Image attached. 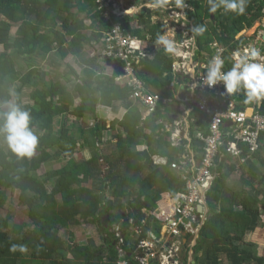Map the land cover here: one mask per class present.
<instances>
[{"label":"trees","instance_id":"obj_1","mask_svg":"<svg viewBox=\"0 0 264 264\" xmlns=\"http://www.w3.org/2000/svg\"><path fill=\"white\" fill-rule=\"evenodd\" d=\"M183 2L192 7L189 16L193 28H205L203 34L194 33L197 55L208 62L212 54L210 44L216 41L227 48L225 59L229 67L232 66L229 52L246 43L235 41L236 33L264 18V0H246L242 15L225 13L221 0ZM214 4L217 9L212 12ZM143 11L136 24L134 18L124 16L122 28L127 34L147 39L154 45L163 28L159 22L153 24L150 20L157 12L146 8ZM103 12L95 0H0L3 18L0 20V106L10 101V92L16 91L15 103L29 113V127L38 138L31 157H19L0 144V209L8 202L6 192L18 191V202L27 210L30 224L9 227L10 214L0 218V264H114L117 239L109 230L113 226L120 229L129 253L136 231L144 236L156 230L154 219L147 213L158 208L156 203L161 195L185 192V182L171 169L172 164L183 159L184 149L172 148L169 153L167 148H157L153 133L160 126L156 129L152 126L155 119L151 115L159 116L158 107L142 120L138 109L128 102L129 91L116 88L120 64L116 63L114 71L107 76L94 59L81 57L78 61L83 65L82 74L67 66L58 83L49 78L44 80L46 75L39 71L37 58L43 61L50 54L60 61L68 55L78 58L83 49L92 47L91 43L100 42L110 29ZM85 23L91 25L87 33ZM14 25L17 28L12 34ZM164 51L160 49L153 60H141L138 77L146 89L152 85L162 90L166 98H172L174 93L167 90L173 77L172 61L165 58ZM20 58L26 64L25 72L16 69L15 62ZM165 60L168 64L163 66ZM73 82L79 84L71 87ZM26 88H32V92L30 102L24 104L20 94ZM239 99L242 101L243 97ZM116 102L127 108L126 116L106 128L104 121H98L96 110L98 106L111 107ZM258 111L264 114V99ZM70 117L75 121L68 127ZM90 118L94 123L80 126ZM56 120H61L58 129L54 128ZM202 126H206L207 134L208 124ZM78 127L80 131L76 133ZM116 127L119 134L115 133ZM145 129H150L151 134H143ZM106 131L112 133L114 146L101 153L97 145L103 143ZM139 138L148 144L144 151L136 148ZM2 141L5 143L3 138ZM258 143L257 152L248 154L245 150L244 161L225 153L219 159L222 149L215 158L212 169L215 178L205 195L208 212L192 249L194 264H264L261 247L248 240L256 229L263 227L264 134ZM78 149L95 153L77 163L73 157ZM153 155L166 157L167 166H155ZM60 158L65 160L60 169L38 178L40 167ZM234 174L239 175L238 181L231 180ZM105 184L109 186L107 196ZM103 218H108L107 224ZM83 224L96 228L101 236L100 244L92 239L85 244L75 241L74 233L68 228ZM12 245H24L27 251H12ZM183 261L187 264L186 259Z\"/></svg>","mask_w":264,"mask_h":264},{"label":"built area","instance_id":"obj_2","mask_svg":"<svg viewBox=\"0 0 264 264\" xmlns=\"http://www.w3.org/2000/svg\"><path fill=\"white\" fill-rule=\"evenodd\" d=\"M95 4L99 9L104 10L103 16L110 22V29L104 33L100 42L93 44L90 55L99 62L111 58L112 65L120 64L121 74L115 78V82L129 88L131 97L140 101L149 113L155 111L159 102L172 101L173 98L161 99L155 94L148 93L138 77L139 64L148 57V49L144 40L127 34L122 28V18L127 16L129 9L121 0H95ZM165 10L168 19L176 26L174 32L180 37L179 43L174 41L176 51L170 54L176 61L186 62L195 51L192 20L189 16L191 6L184 3V7H176L174 2L169 3ZM112 16H115V19H112ZM259 23L264 28V18ZM262 28L260 30L258 26L256 31L260 41ZM243 37L247 39L242 31L235 37V41ZM210 49L211 57L220 55L225 60V71L231 68L225 59L228 52L226 47L213 41ZM252 51H257L259 53L257 60L264 62V52L259 46L245 44L229 52L230 62L234 63L236 53L250 56ZM177 67V63H174L172 70L175 71ZM206 72L207 64L203 66L202 73L198 74L194 84L191 85L189 94L179 99L181 105L196 108L208 122V133L201 137L204 148L199 168L191 179L185 178L187 180L185 192H177L169 199L171 205L168 209L158 206L157 209L147 213L155 220L153 222L156 224V230L148 231L144 236H140V232L136 231L131 239L133 249L130 250V254L127 255L124 236L120 229L117 226L114 228L117 239L116 251L119 255L115 264H183V259L186 258H188L187 264H190L192 248L206 219V215L203 212L199 213L197 207L203 205L204 194L215 178L212 169L220 148L224 147L225 154L242 161L245 159L243 157L245 150L248 154L258 151V140L261 134H264V114H261L256 107L251 112L238 107L235 97L226 93L222 82L209 87L206 83ZM174 85L173 81L169 86ZM226 123L231 124L230 138L231 136L232 138L224 142L221 128ZM153 163L165 165L166 161L156 159ZM171 168L177 169V166L172 164Z\"/></svg>","mask_w":264,"mask_h":264},{"label":"crops","instance_id":"obj_3","mask_svg":"<svg viewBox=\"0 0 264 264\" xmlns=\"http://www.w3.org/2000/svg\"><path fill=\"white\" fill-rule=\"evenodd\" d=\"M121 1L123 2V4H125L126 8L129 9V12L127 15L134 18L133 24L138 23L136 19L138 18L139 15L143 14L144 8L157 12L151 16L150 20L153 24L157 22L161 24L163 28V32L160 36H164L168 38L169 40L176 41L177 43H179L180 41L179 34H176L173 30V29H176V26H174L173 22H171L168 19L167 17L168 14L165 8L157 9L151 6L154 0H121ZM259 21L255 23L257 26L253 29L252 33H249V32L255 24L251 28L243 30L244 36H246L247 39L243 37L240 40L246 41L245 45L257 46L259 44L258 46L260 47L261 51L264 52V49L260 45V40L258 39V36H256L257 35L256 31H258L257 27L260 26V30L262 28ZM86 25H88V31H89L91 29V25L89 24H86ZM192 29H193V25H192ZM241 32L236 33V35L238 34L240 35ZM262 35L260 37L261 41H262ZM194 38H195V35H194ZM213 39H216V38H213ZM144 41L146 42L147 49H148V57L146 59L153 60L154 58H156V55L158 54L157 52L160 49L164 50V47L161 44L155 43L154 45H151L147 41V39ZM91 45L93 46V43H91ZM91 48L83 49L82 52H80L79 56L84 59V56L86 55V53L91 52L92 50ZM196 50L197 48H196V38H195L194 55L191 58H189V60H187L186 62H180L179 60L176 61L170 53H166L164 51L165 58L170 59L172 61L170 73H172L173 77L171 79V82L174 81L175 85L173 87H170L169 86L170 84H169L167 87V90L170 92L172 91V93H174L172 97L173 100L168 103L159 102L157 106L158 107L157 115L159 116L151 115L155 119V121L152 122V126L155 129L157 126H160V128L155 130L153 133V136H155V140L158 143L157 148L158 147L167 148L166 150L169 153H172V148H183L184 149V155L182 157L183 159H181L179 163L175 164L177 166V169H172V168L171 169L175 171V173L181 178L183 182H185V185L187 184V180L185 178L191 179L192 176L197 171V169L199 168L200 160L202 158L200 154H203V148H204V143L201 141V137L206 135V126L201 127V124L206 125L208 123L206 118L202 114L196 113L195 111H193V109L190 106L181 105L179 101V99L189 94V92L191 91V85L194 84L195 79L198 76V74L202 73L203 66L206 65V63H208V62H204L205 60L203 59V57H199L197 55ZM90 57L92 56L90 55ZM73 58H75L74 62L78 68V70L76 71H78L79 74H82L81 69L83 65H81V63L77 60L76 57L73 56ZM90 59L92 60V58ZM93 59L96 61V63L100 64V66L98 67L101 68L102 73H104L105 75L110 76L111 73L114 71V65H112L110 62H105V60L99 62L96 58H93ZM174 63H177L179 67V68L177 67L175 71L172 70V65ZM167 64H168V61L166 60L162 62L163 66H166ZM160 68L161 66L158 67V70ZM164 76H165V73H164ZM115 84H116L117 89L126 88L129 91L128 102L131 103V105H133L135 109H138V111L141 114L142 120H145L148 116H150L149 114H152L148 112L147 108L140 101L134 100L131 97V90L129 88L123 85L121 86L120 84H117L116 82ZM152 88L157 90L161 94H163V96L160 97L161 99L166 98L165 97L166 94H164L162 90L155 88L152 85H148L147 89L146 88L145 89L147 90L148 93H152L151 92ZM240 96L243 97L242 101L239 99ZM234 97L236 101L238 102V107L246 109L248 112H251L252 110H254L255 107L259 109L263 101V99H261L259 102L245 103V94L243 91H241L240 93H237ZM76 101H78L79 103V99ZM126 113H127V108L124 107V104L123 103L121 104L120 102H116L113 105H111V107L98 106L96 110V117L98 121H104L106 124V128H109L110 126L114 124L115 121H122L124 117L126 116ZM90 120H92V123H94V119L90 118L89 121ZM231 130L232 128H231L230 123L224 124V126L221 128L224 142H227L232 138V136L230 138V135L232 134ZM115 133L119 134L120 129L116 127ZM144 133L149 135L151 134V130L145 129L143 134ZM105 134H106V137H105L106 140L102 139V141H103L104 148H106L107 150V148L108 149L113 148L115 140H113V136L111 132L109 131L104 132L103 138ZM137 142L138 143L136 145V148L138 151H144L146 148H148V144L143 138L137 139ZM221 149L223 150V153L220 154L219 159L224 157V153H225L224 147L220 148V150ZM89 151L90 150H86V153L90 157L91 155ZM156 159L164 160L167 163L166 157H162L158 155L152 156V163ZM236 159H239V158H236ZM165 165L167 166V164ZM165 165L155 164V166H158V167H165ZM207 192L208 191H206L204 194V203H203L204 208L202 210L203 214L205 215L208 212V206L205 200V195ZM172 196L173 195L164 193L161 195V199L156 204L159 207L168 209V206L171 205V202L169 199ZM258 229H256L255 232ZM255 232L252 235L253 238L249 237L250 241L254 242Z\"/></svg>","mask_w":264,"mask_h":264},{"label":"clouds","instance_id":"obj_4","mask_svg":"<svg viewBox=\"0 0 264 264\" xmlns=\"http://www.w3.org/2000/svg\"><path fill=\"white\" fill-rule=\"evenodd\" d=\"M172 1L154 0L151 6L163 9ZM221 4L225 13L233 12L242 15L245 12L246 0H221ZM175 5L176 7H184V2L183 0H175ZM216 9L217 5L214 4L210 11L215 12ZM192 31L200 35L204 33L205 28L204 26H198L194 27ZM157 43L163 45L166 53H174L176 51L175 42L164 36L158 37ZM258 56L259 53L257 51H252L250 56H241L239 53H236L234 63L226 71L224 70L225 60L220 55L212 56L207 63V85L213 87L218 82H222L227 94H237L243 91L245 103L259 102L261 99H264V62H259L257 60ZM10 95L15 96L14 91L10 92ZM4 108H6V111H0V137L3 138L8 148L15 155L19 157H31L37 147L38 138L29 127V113L22 110L14 102L6 103ZM113 232L115 235L114 230ZM17 249L21 253L27 251L24 245H12V251H16ZM128 254H130V251ZM118 257L117 253V260ZM191 260L193 261L192 257L189 260L190 264Z\"/></svg>","mask_w":264,"mask_h":264},{"label":"rangeland","instance_id":"obj_5","mask_svg":"<svg viewBox=\"0 0 264 264\" xmlns=\"http://www.w3.org/2000/svg\"><path fill=\"white\" fill-rule=\"evenodd\" d=\"M2 16H0V20H2ZM87 24V23H85ZM257 25L255 24L253 26V28L250 30L249 33L253 32V29L256 27ZM16 26L14 25L11 28V32L12 34H14V32L16 31ZM85 32H89L88 31V25H86L85 28ZM239 35V34H238ZM236 35V36H238ZM0 52H2V48H0ZM91 53V52H90ZM90 53L87 52L86 55L84 56L85 60H89L90 58L93 59V57H90ZM80 56L77 58V60H80ZM75 58H73L72 55H68L65 59L63 60H58L56 59V57L53 54H50L47 56V58L43 61L38 60V58L36 59L38 62V67H39V71L43 74L46 75L44 80L52 79L53 82H59L61 81V77L62 74L67 70V66H72L73 68H75V70H78L77 66L75 65ZM54 61L57 63V65H55ZM54 63V64H53ZM8 65V64H7ZM15 66L16 69L20 70L21 72H25L26 71V64L24 62V60L22 58H20L19 60H17L15 62ZM39 72V73H40ZM39 79V77H37ZM73 79V76H72ZM34 81H37V79L35 78ZM76 84H79V82H75ZM74 82L71 84V87L75 84ZM13 92V91H12ZM32 92V88H26L23 90V92L20 94V98L22 99V102L24 104L29 103L30 102V94ZM15 96H12V98L10 99V101L8 102H14L17 98V94L16 91H14ZM7 102V103H8ZM6 104V103H5ZM4 104V105H5ZM78 104V101H75V105ZM4 105L0 106V111H6V108H4ZM75 119H73L72 117L68 118L67 124L68 127L73 126ZM82 124L80 126H86L87 124H92V120L89 121V119L84 120L83 122H81ZM61 124V120H56L54 123V128L58 129L59 126ZM80 128L78 127L76 129V133H79ZM106 134L104 135L103 140H106ZM2 141V137H0V144L2 146H5V149H8V146L6 143H3ZM97 149L101 152L104 153V145L99 144L97 145ZM108 151V148H107ZM90 155H92V153H95L93 150L89 151ZM34 155V153H33ZM32 155V156H33ZM89 156L86 153L85 149H81V150H77L76 154L74 155L73 159L75 160V162L80 163L83 160H85L86 158H88ZM61 159V158H60ZM65 160H54L48 164L43 165L42 167H40V169L37 172L38 178L39 179H43L46 177V175L48 174V172L53 171V170H57L60 169L62 164L64 163ZM239 175L238 174H234L231 177V180L234 181H238ZM49 186V184H48ZM89 186V184H88ZM49 189V188H48ZM107 191H105V195H108V189L109 186L107 185V187L105 188ZM18 191H10L8 190L6 192V197L8 198V202L7 204H5V206L3 207V209H0V218H3L4 216H6L7 214H10V218L8 221V225L9 227H12L14 225H26V226H30V224H28V219L26 218L27 215V210L24 209V207H22L19 202H18ZM264 217V215H263ZM105 219V218H103ZM106 221V220H105ZM263 223H264V218H263ZM104 224H107V222H105ZM76 228L73 227H69V231H71L72 233H74V239L78 244H85L89 239H92L96 244H100L101 243V236L98 235L97 230L94 226H85L80 225V226H75ZM80 227V228H78ZM114 226L109 230L110 232L114 230ZM62 234L65 235V233L62 231ZM66 236V235H65ZM253 238V236H252ZM66 239V238H65ZM248 240H250V238H248ZM254 242L256 244L259 245V248L261 247L260 250V254L264 257V224L263 227L258 229L255 234H254ZM70 258V257H69Z\"/></svg>","mask_w":264,"mask_h":264},{"label":"water","instance_id":"obj_6","mask_svg":"<svg viewBox=\"0 0 264 264\" xmlns=\"http://www.w3.org/2000/svg\"><path fill=\"white\" fill-rule=\"evenodd\" d=\"M262 30H263V35H262V41H260V45L264 49V42H263L264 41V28H262ZM258 45L256 47H258ZM151 92L153 94L159 96V97H162L163 96V94H161L160 92H158L157 90H155L153 88L151 89ZM200 156H202V154H200ZM106 187H107V184L104 186V188H106ZM203 208H204V205H200V206L197 207V211L200 213V212H202ZM107 220H108V218H106V221ZM191 264H194V261L191 260Z\"/></svg>","mask_w":264,"mask_h":264},{"label":"flooded vegetation","instance_id":"obj_7","mask_svg":"<svg viewBox=\"0 0 264 264\" xmlns=\"http://www.w3.org/2000/svg\"><path fill=\"white\" fill-rule=\"evenodd\" d=\"M105 185H106V184H105ZM102 221H103V222H106V221H105V219H103ZM192 249H193V248H192ZM192 254H193V252H192ZM192 254H191V256H190V257H192ZM187 257H188V256H187Z\"/></svg>","mask_w":264,"mask_h":264}]
</instances>
